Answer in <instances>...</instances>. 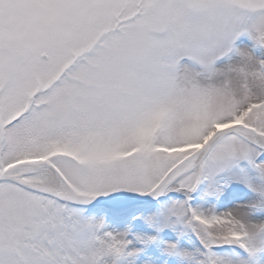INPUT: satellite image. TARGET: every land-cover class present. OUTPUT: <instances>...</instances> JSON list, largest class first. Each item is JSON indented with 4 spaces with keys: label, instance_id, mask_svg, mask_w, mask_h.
<instances>
[{
    "label": "snow or ice",
    "instance_id": "obj_1",
    "mask_svg": "<svg viewBox=\"0 0 264 264\" xmlns=\"http://www.w3.org/2000/svg\"><path fill=\"white\" fill-rule=\"evenodd\" d=\"M0 264H264V0H0Z\"/></svg>",
    "mask_w": 264,
    "mask_h": 264
}]
</instances>
